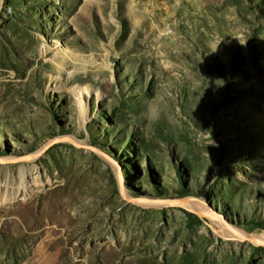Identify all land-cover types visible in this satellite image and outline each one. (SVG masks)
<instances>
[{"label": "rangeland", "instance_id": "obj_1", "mask_svg": "<svg viewBox=\"0 0 264 264\" xmlns=\"http://www.w3.org/2000/svg\"><path fill=\"white\" fill-rule=\"evenodd\" d=\"M219 222L264 231V0H0V264H264Z\"/></svg>", "mask_w": 264, "mask_h": 264}, {"label": "bare ground", "instance_id": "obj_2", "mask_svg": "<svg viewBox=\"0 0 264 264\" xmlns=\"http://www.w3.org/2000/svg\"><path fill=\"white\" fill-rule=\"evenodd\" d=\"M11 160L16 159L15 155H12L10 157ZM176 205H181L187 209H191L197 212H200L203 216H208L211 219H214V221H219V219L216 218V213L207 205L202 199L191 196V195H184L176 200ZM220 228L222 231H228L229 233L233 234L235 237L240 239H246L250 240L256 243H262L264 244V231L261 232H249L246 230H243L239 227L232 226L231 224H224L219 222Z\"/></svg>", "mask_w": 264, "mask_h": 264}, {"label": "water", "instance_id": "obj_3", "mask_svg": "<svg viewBox=\"0 0 264 264\" xmlns=\"http://www.w3.org/2000/svg\"><path fill=\"white\" fill-rule=\"evenodd\" d=\"M176 200H177L176 198H168V199H160L159 201L167 202V203H170V204H176L177 203ZM185 209L188 210L191 213H194V214H198V215L203 216L200 212H197V211H194V210H191V209H187V208H185Z\"/></svg>", "mask_w": 264, "mask_h": 264}, {"label": "trees", "instance_id": "obj_4", "mask_svg": "<svg viewBox=\"0 0 264 264\" xmlns=\"http://www.w3.org/2000/svg\"><path fill=\"white\" fill-rule=\"evenodd\" d=\"M184 195H187V194H184ZM191 216H193L192 214H190Z\"/></svg>", "mask_w": 264, "mask_h": 264}]
</instances>
